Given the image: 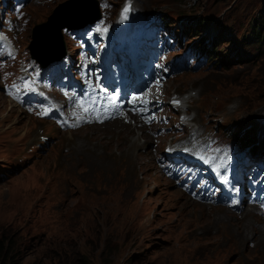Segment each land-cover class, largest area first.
Listing matches in <instances>:
<instances>
[{"label": "rangeland", "instance_id": "obj_1", "mask_svg": "<svg viewBox=\"0 0 264 264\" xmlns=\"http://www.w3.org/2000/svg\"><path fill=\"white\" fill-rule=\"evenodd\" d=\"M66 1L0 0V59L2 38L20 31L27 20L20 33L18 67L29 59L34 29ZM97 1L101 19L80 33H64L67 52L77 50L68 38L103 34L110 8ZM132 1L134 8L161 15L174 35L181 30L179 23L196 27L170 58L180 57V46L201 49L209 41L208 27L219 33L215 53L205 52L202 67L174 73L167 83L169 95L178 93L186 101L190 127L238 143L234 138L252 123L264 125V30L259 42L254 31L264 19V0ZM107 2L114 18L123 0ZM86 20L81 16L68 24L77 28ZM60 53L56 49L47 59ZM208 72L219 78L239 75L240 82L212 96L192 86ZM2 85L0 78V237L6 232L21 237L24 248L18 264H264V243L261 248L251 240L245 248L243 243L231 246L224 233L230 215L240 220L247 213V227L263 230L261 216L198 203L161 174L159 161L168 159L162 156L166 144L178 149L188 142L177 115L160 138L120 122V133L106 131L110 123L67 133L13 105ZM241 143L250 145L246 139ZM79 145L82 151L74 149Z\"/></svg>", "mask_w": 264, "mask_h": 264}, {"label": "bare ground", "instance_id": "obj_2", "mask_svg": "<svg viewBox=\"0 0 264 264\" xmlns=\"http://www.w3.org/2000/svg\"><path fill=\"white\" fill-rule=\"evenodd\" d=\"M139 1L142 2V0H139ZM66 2H63L61 4H64ZM61 4L57 5L55 7V9H57ZM133 6H135V4H133L132 7ZM83 15L84 14L81 13L80 15L74 16L75 19L71 20V22H75L76 20L79 19L80 16H83ZM70 17L71 16H68V19ZM66 25L69 26L70 24L67 23ZM85 25H86V22L84 24H82L78 28L84 27ZM178 27L181 28V30L179 29V31H178V35H176V33H175V37H176V40H177L178 43H181L183 37L190 36L193 32L196 31V27L195 28L189 27L188 24L185 23V22L179 23V25L177 24V28ZM212 28L213 27H208V29L206 30V34H205L206 38L209 41L207 43L205 42L202 46H200V48H201L200 50L201 51L206 52V53H210V54L215 53V51H214V49H212V47L216 43V36L219 35V33L214 32L213 30H211ZM21 33H23V32H21ZM197 33H199V32H197ZM191 46H194V45H191ZM189 48H191V47H189ZM53 51L54 50L48 51L47 52L48 56L50 54H52ZM69 59L70 60H74V56H73V53L71 51H70V54H69ZM203 65H204V62L198 60V67H202ZM185 75H186L185 73L180 74L181 77L185 76ZM239 82H240L239 75H232V76H228V77L219 78L216 75V72H208V73L202 74L198 78H195L192 81V86L196 87L199 90H201V89L209 90V92H211L212 96H216V93L219 91L220 88H223V86H231V85L232 86H237V84ZM53 83H55V81ZM41 88H42V90H44V92L46 94H48V95L53 94L52 89L50 87H48L47 84H42ZM122 90H125V89H122ZM166 92L168 93V90ZM109 93H111L112 95L119 94V93H115V91L109 92ZM116 124H117V122L116 123L112 122L108 126L105 125L106 126L105 127L106 131H108L110 129H113V132L114 131H116L118 133L122 132L124 129L116 128ZM185 125L188 128L190 126V123H185ZM101 126H103V125H101ZM96 127H99V126H90V127H79V126H77L73 131H70V132H67V133L77 132V131H80L83 128L95 129ZM191 129L194 130V126H192ZM234 131H236V130H234ZM247 134H249V135H247ZM234 139H236V141L238 140V143H241L242 141H243V143H245V139L247 141L249 140L250 141V143H249L250 145L247 144V147H249V150L251 152H259V150H261V145L264 143V125L262 123L254 122V123L251 124V126L248 129H246L243 133H241V135L239 137L234 138ZM147 142L149 143V140H147ZM171 145H172V143L169 142L168 144H166V147L172 148ZM74 149H76L77 151L78 150L82 151L81 145L76 146ZM173 149L176 150L177 148H173ZM89 153H90V151H89ZM203 207L206 209L205 206H203ZM250 211L256 214V212L254 210H250ZM226 215H228V214L226 213ZM230 216H231V218H230L231 221L226 220L228 222L225 223V225L228 224L229 230L228 231L225 230L224 233H226L228 235L229 243L231 244V246H237L240 243H243V248H245V246H247L246 242L249 241V240H251L252 243L254 242V244H255V245L253 244L254 247L255 246L260 247L261 245H263V243H264V229L262 230V229H260V227L257 228L255 226H252V227L248 226L247 227V222L248 221L245 220V218H248V220H249V217H248L247 213L246 214L244 213V215L240 218V220H237L232 215H230ZM223 218H225V217H223ZM249 244L251 245V243H249Z\"/></svg>", "mask_w": 264, "mask_h": 264}, {"label": "trees", "instance_id": "obj_3", "mask_svg": "<svg viewBox=\"0 0 264 264\" xmlns=\"http://www.w3.org/2000/svg\"><path fill=\"white\" fill-rule=\"evenodd\" d=\"M70 5L62 6L60 9L62 10L63 8H66ZM85 6L87 10L92 11V6L90 4H86ZM89 13L87 16L88 18L91 15ZM54 15H56V12L54 13ZM77 22H79V20ZM66 24L65 23L57 24L54 28H51V30L45 29V32L44 31L42 32L41 29L33 31L34 33H33L32 40L29 42L27 48L33 51L36 58H38L42 63H47L51 59H47L48 54H41L39 52L40 41L42 38H43L42 41H44L46 38L47 39L49 38V39L57 41L59 44L60 42L59 28L63 26L65 28H68V27L74 28V27L67 26ZM54 29L55 31H53ZM262 30H264V19L260 21L259 27L254 30L255 35H256L255 39H257V42H259V39H261L260 33ZM60 52L61 53L56 57V59L62 54V48H60ZM22 248H24V244L22 243L21 237H18L16 239L13 233L11 232L4 233L0 237V264H18L20 257H21ZM79 264H85V262L81 261Z\"/></svg>", "mask_w": 264, "mask_h": 264}, {"label": "water", "instance_id": "obj_4", "mask_svg": "<svg viewBox=\"0 0 264 264\" xmlns=\"http://www.w3.org/2000/svg\"><path fill=\"white\" fill-rule=\"evenodd\" d=\"M67 2L64 3L63 5H60L55 10L56 15H54V12H53V14H51L50 18L48 19L49 23L46 22V23L38 26L36 29H34V31L41 29L42 32L43 31L45 32V29L51 30V28H54L57 24L70 23L71 20L75 19L74 16L80 15L81 13L84 14L83 16L87 17L90 10L86 9V6H85L86 4H90L92 6V11H90V13H89L91 15L89 16L90 18L87 17L89 20L87 19L88 22H86V25L90 26L94 22L99 20L97 3L95 2V0H69ZM66 5H70V6L63 8L62 10L60 9L62 6H66ZM93 8H94V10H93ZM68 16H71V17L68 19ZM78 20H76L75 22H77ZM62 28H65V27L63 26V27L59 28V30H61ZM53 31H55V29ZM59 37H60V34H59ZM42 40H43V38L41 39L40 46H39V52L41 54H46L50 50H56V49H60V48H62V50L64 49L63 48L64 43H63L61 37H60L59 44L57 41L49 39V38L48 39L46 38L44 41H42ZM33 57L35 58L34 55H33Z\"/></svg>", "mask_w": 264, "mask_h": 264}, {"label": "snow or ice", "instance_id": "obj_5", "mask_svg": "<svg viewBox=\"0 0 264 264\" xmlns=\"http://www.w3.org/2000/svg\"><path fill=\"white\" fill-rule=\"evenodd\" d=\"M130 10V6H126V8L124 9V13H125V17L124 18H126V13L128 12ZM99 30V29H98ZM138 97H136V96H133L132 97V99H131V101H129V102H134L136 99H137ZM116 100V96L114 95V96H112V97H109V101L110 102H112V101H115ZM142 103H147V101H142ZM173 103L174 104H179V101H173ZM116 107H119L120 105H119V103H117L116 105H115ZM133 111H135V112H140L142 115L144 114V111H145V109H142V108H137V107H133ZM146 122H151L150 120H147L146 119ZM262 206H264V205H262Z\"/></svg>", "mask_w": 264, "mask_h": 264}]
</instances>
